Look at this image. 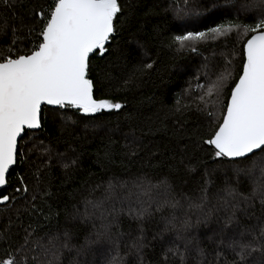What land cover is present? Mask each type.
Returning <instances> with one entry per match:
<instances>
[{"label": "snow or ice", "instance_id": "1", "mask_svg": "<svg viewBox=\"0 0 264 264\" xmlns=\"http://www.w3.org/2000/svg\"><path fill=\"white\" fill-rule=\"evenodd\" d=\"M234 7L218 8L215 0H210V6H205L207 24L200 30L194 26L188 30L185 25L166 43L161 41L169 50L193 53L210 43L231 42L233 52L222 57V64H204L205 83L197 84L194 107L181 104L187 92L184 90L175 97L174 106L164 107L163 117H156L164 129L169 119L177 124L186 122V113L193 110L204 117L192 130L181 127L173 133L169 151L177 163L167 165L170 174L181 168L194 172L204 166L200 197L185 198L189 209L201 216L196 224L189 215L162 218L164 226L159 235L164 259L159 264H169V257L187 264L190 252L195 264H205L209 254L215 264H264V0L241 6L251 13L248 19L252 22L242 20L240 9L234 13ZM125 9L124 0H0V13L6 14L0 16V37H9L6 44L0 40V264H58L65 249L85 257L73 264H96L86 258L101 253L92 245L112 240L114 222L119 223V219L114 208H104V200L84 201L85 211L76 209L71 216L72 220L79 216L87 221L95 216L89 208L99 210V226L93 223L94 232H89L82 243H73L72 230L60 227L61 216L66 223L69 219V201L64 199L62 185L73 180L71 169L78 160L54 145L63 142L75 152L69 139L82 124L99 141L94 163L108 168L122 157H137L144 136L154 132L151 118L137 122L125 103L109 98L105 85L110 88L113 78L106 69L98 70L93 64V58L108 54L109 44L123 30ZM237 44L241 46L239 63L234 65ZM154 64L141 62L123 86H130L138 79L137 74H144ZM93 72H98L99 79L93 78ZM114 116H122L123 122L112 119ZM56 132L59 134L50 135ZM204 157L215 165L227 164L236 183L244 177L250 189L244 192L225 184L215 194L213 204ZM58 167L64 170L59 184L55 177ZM159 184L171 190L167 177ZM114 187L109 181L105 200L111 198ZM137 187L143 194L152 188L150 183ZM67 195L75 198L76 190ZM179 204L174 198L165 199L155 212L164 206L175 209ZM153 214L151 203L139 202L128 209L138 233L130 247L140 264L146 248L143 224ZM221 214L222 221L210 229L209 252L200 246L193 231ZM165 233L174 238L165 242ZM178 241L183 242V249ZM106 264H123V257L117 251Z\"/></svg>", "mask_w": 264, "mask_h": 264}, {"label": "trees", "instance_id": "2", "mask_svg": "<svg viewBox=\"0 0 264 264\" xmlns=\"http://www.w3.org/2000/svg\"><path fill=\"white\" fill-rule=\"evenodd\" d=\"M124 2L126 4V23L123 30L109 44L108 54L102 59L93 58V64L98 66V70L106 69L113 78L110 88L107 84L105 85V92H109V98L125 103L131 118L137 122L151 118L154 122V132L144 136L137 157H122L108 168H102L94 163L96 145L99 141L98 138L93 137L91 130H85L82 124L75 129L69 139L71 148L75 149V152L69 150L68 144L63 142L54 145L60 152H67L68 157H75L78 160V164L71 169L75 173L73 180L62 185L66 193L64 199L69 201V219L66 223L65 217L61 216L59 224L61 228L68 227L72 230L75 244L82 243L89 232H94L93 223L97 227L99 226V210L89 208V212H95V216L87 221L79 216L72 220L71 216L75 214L76 209L80 213L85 211L84 201L104 200L105 209L114 208L116 210L115 215L118 217L119 223L114 222L111 241L92 245L93 248H100L101 253H94L86 258L94 260L96 264H106L104 260L117 256L118 251L119 256L123 257V264H140L137 253L130 247L132 239L138 233L136 222L128 216V209L129 206H138L139 202H144L145 205L151 203L154 214L147 218L143 224L146 236V248L142 253L143 264H159L164 259L161 251L162 240L159 235L164 226L162 218L170 217L172 214L178 217L189 215L193 224H196L197 217L201 216L197 210L189 209L188 200L185 198L197 200L200 197V187L205 174L204 166H200L194 172H186L181 168L179 172L170 174L167 165L177 163L171 159L169 151L170 142L174 139L173 133L180 131L181 127L192 130L204 121V117L193 110L186 113V122L181 121L177 124L171 119L165 121L167 129L161 126L156 117L157 115L163 117L164 107L174 106L175 97L184 90L187 92H184L181 104H191L194 107L199 92L195 83L196 80L200 82L203 79L201 73L196 72L197 67H200V57L208 56L212 52L218 53L222 45H225L227 49L220 54L222 58L233 52V45L231 42L227 44L210 43L195 53L176 52L162 46L161 41L166 43L169 36L176 34L185 25L188 26V30H193V26L196 30H200L202 25L207 24L205 17L208 12L205 6H210V0H124ZM243 2L250 4L251 0H215L218 8H228L234 4V13L235 9H240V18L245 22H252L248 19L251 13H248L247 9L241 8ZM2 15L6 14L0 13V16ZM0 40L6 44L9 37H0ZM240 47L239 44L236 45L233 55L234 65L239 63ZM211 59L212 57L208 58V60ZM194 60H197V65H193ZM152 61H155L152 69L147 70L144 74H137L138 79L130 86H123V81L129 77L137 65L141 62ZM92 75L94 79H99L98 72H93ZM189 82H191V88H189ZM98 95L101 93L98 92ZM112 119L123 122L122 116H114ZM145 131L147 132V129ZM52 134L59 133H50V135ZM204 158L207 160V157ZM33 159L35 160L36 157L33 156ZM207 163V179L210 181L208 184L209 196L213 204L216 202L215 194L225 184L236 186L244 192L250 189V184L244 177H241L239 184L236 183V177L227 164L215 165L211 160H207ZM63 172L64 170L59 167L55 172L58 184L62 179ZM164 177L168 178L172 186L170 191H166L164 186L159 184V181ZM109 181L115 187L111 198L105 200L108 195L105 192V187ZM149 183L152 188L148 194H143L142 189L137 187V184L147 186ZM73 190H76L75 198L67 195ZM173 198L180 202L177 208L164 206L159 212H155L158 203ZM72 205H75V209ZM121 209H123L122 212ZM257 213H259L258 208ZM108 219L111 220L112 217L109 216ZM222 219L221 214L209 225L201 224L193 231V235L201 241L200 246L208 249L209 252H211V243L208 240V236L211 235L210 229L215 226L216 221H222ZM52 225L55 230V219H53ZM164 237L165 242L167 239L174 238L170 233H165ZM177 244L183 249V242L178 241ZM0 254H2V250H0ZM193 255L194 253H189L187 264H195ZM75 257L80 258L76 254ZM81 259H85V257H81ZM168 259L169 264H180L178 257H169ZM208 260L215 264L211 254L206 257L205 264Z\"/></svg>", "mask_w": 264, "mask_h": 264}, {"label": "rangeland", "instance_id": "3", "mask_svg": "<svg viewBox=\"0 0 264 264\" xmlns=\"http://www.w3.org/2000/svg\"><path fill=\"white\" fill-rule=\"evenodd\" d=\"M243 5H247L245 4V2H243ZM245 10V8H244ZM227 49V47L225 45H222V48L220 49V51L218 53H209L208 56H202L200 57V67H197V70L196 72L198 73H201L202 75V81L199 82V80H196V86L197 84H204L205 83V78H204V75H203V72H204V64L207 62L209 65H213V64H216V65H219V64H222V58L220 57V54L222 52H224L225 50ZM237 55V54H236ZM209 57H212L211 60H208ZM221 61V62H220ZM193 65H197V60H194V63ZM212 79H215V76H212ZM128 196H131V195H128ZM118 198H122V197H118ZM74 243V241H73ZM73 253V254H72ZM68 254V255H67ZM75 251L74 250H67L65 249L60 257H59V261H58V264H73V261L75 260H83L80 258H76L75 257ZM65 261H68V263H65ZM104 261H107V260H104Z\"/></svg>", "mask_w": 264, "mask_h": 264}]
</instances>
